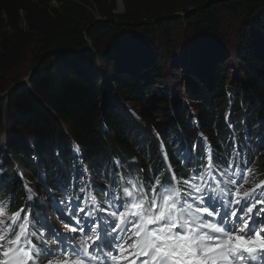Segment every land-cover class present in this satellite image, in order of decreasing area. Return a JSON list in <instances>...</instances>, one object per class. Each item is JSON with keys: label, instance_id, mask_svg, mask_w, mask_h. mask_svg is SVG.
Segmentation results:
<instances>
[{"label": "trees", "instance_id": "16d2710c", "mask_svg": "<svg viewBox=\"0 0 264 264\" xmlns=\"http://www.w3.org/2000/svg\"><path fill=\"white\" fill-rule=\"evenodd\" d=\"M122 2L124 13L116 15L114 0H0V96L9 75L33 63L27 84L16 83L5 99L7 121L24 139L9 141L14 166L34 175L38 163L50 182L67 173L75 142L91 171L112 167L113 157H135L133 167L144 174L161 162L153 131L170 154L167 133L193 138L195 120L216 151L228 133L225 119L256 128L264 122V18L251 20L264 0ZM228 16L239 39V77L231 84L230 56L219 45L232 41L224 30ZM172 24L192 31L196 42L188 50L193 72L182 85L193 112L170 90H158V63L171 55L174 74L181 65L169 52ZM258 167L264 170V153ZM12 169L8 164L5 172L13 176ZM12 190L8 184L3 194Z\"/></svg>", "mask_w": 264, "mask_h": 264}, {"label": "snow or ice", "instance_id": "6c2138e0", "mask_svg": "<svg viewBox=\"0 0 264 264\" xmlns=\"http://www.w3.org/2000/svg\"><path fill=\"white\" fill-rule=\"evenodd\" d=\"M243 139L251 141L246 127ZM257 139L230 144L227 162L211 147L201 155L195 143L189 149L173 141L180 144L175 153L180 162L193 168L188 177L159 178L163 163L144 176L125 165L126 177L115 160V178L107 187L95 180L74 183L88 181L91 170L83 167L73 142L71 178L56 181L66 198L49 191L48 205L27 181L21 193L13 178L0 175V193L10 182L14 189L7 200L0 196V264H264V179L241 192L257 179L248 155L264 148V136ZM38 178L47 190V176ZM69 188L86 193V206L83 196L68 197ZM18 199L23 207L12 211ZM51 210L67 231L51 221Z\"/></svg>", "mask_w": 264, "mask_h": 264}, {"label": "rangeland", "instance_id": "374dc122", "mask_svg": "<svg viewBox=\"0 0 264 264\" xmlns=\"http://www.w3.org/2000/svg\"><path fill=\"white\" fill-rule=\"evenodd\" d=\"M110 1V0H109ZM114 14L116 15H122L124 13V5L122 0H114ZM180 12L177 14L179 15ZM264 18V7L259 9L257 12H255L252 16L253 22H258L259 20ZM180 23H183L181 20ZM224 30L228 35V39H232V41H229L227 45H223V43H220V47L222 48V52L228 55V68L226 77L228 79V83L231 84L233 79H235L236 76L239 77V70L238 65L235 61V47L236 44H238L239 39L236 37V22L232 19L231 16H228L224 19ZM168 27V26H167ZM171 29V36H172V42L169 47V52L172 53L173 56L178 57V63L180 62L181 65L179 67L178 73L174 74V72H170L169 67L171 63V55L167 56L166 61L161 65L159 62L158 64L161 66L162 69V80L161 82L164 84L163 88L158 87L159 93L161 94L165 89H168L171 91V98H182L184 102L186 103L187 107L189 108V111L193 112V104L190 102V100L187 98V91L184 90L182 87L183 84H187V79H189L188 75L191 74V62L190 58H188L190 48L195 44L193 38V32L188 31L182 24L180 26H175V24L170 26ZM188 44L190 47H188ZM162 45V44H161ZM226 46V47H225ZM162 53H166L165 49H161ZM183 60H182V59ZM184 66V67H183ZM33 68V63L28 62L22 64L20 67H18L15 71H13L9 78L10 80L5 82L3 84V88L5 93L0 96L4 101V104L2 106L1 112H0V164L2 162H6L7 164L11 165L13 168H16L12 164V158L9 153V149L11 148L9 146V141H11V138H22V135L19 131L16 129H13L10 127L8 121H7V112H6V100L11 95L12 90L14 89V85L16 83L22 84L24 81V85L27 84L28 79L30 78L31 69ZM244 97V93L242 95V99ZM6 99V100H5ZM171 99V100H172ZM20 139V140H21ZM24 140V139H23ZM20 142V141H19ZM21 147V146H19ZM18 169H21L24 171L26 175L29 176V173L27 170H24L20 167ZM39 186V183H36ZM50 217V216H49ZM52 221V219H51ZM61 228H63V225H61ZM64 229V228H63Z\"/></svg>", "mask_w": 264, "mask_h": 264}, {"label": "water", "instance_id": "95a60500", "mask_svg": "<svg viewBox=\"0 0 264 264\" xmlns=\"http://www.w3.org/2000/svg\"><path fill=\"white\" fill-rule=\"evenodd\" d=\"M22 84H24V81L22 82ZM22 84H21V85H22Z\"/></svg>", "mask_w": 264, "mask_h": 264}]
</instances>
